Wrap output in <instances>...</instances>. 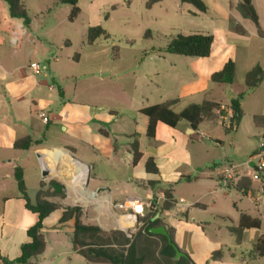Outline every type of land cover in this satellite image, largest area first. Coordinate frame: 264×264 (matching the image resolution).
Listing matches in <instances>:
<instances>
[{
    "label": "crops",
    "instance_id": "1",
    "mask_svg": "<svg viewBox=\"0 0 264 264\" xmlns=\"http://www.w3.org/2000/svg\"><path fill=\"white\" fill-rule=\"evenodd\" d=\"M201 1L207 8L206 12H200L193 5L182 3L181 0H159L147 6V9L154 12V18L157 21L160 20L167 30L176 35H213L211 55L206 58H191L160 51L151 53V56H154L153 60L157 54L160 57L156 69L146 71L144 78L148 79V85H154V90L148 94V92L136 89L135 84L136 95L142 99L141 102L135 101L132 93V96L130 94L131 97L127 98L126 89L118 88L121 98L109 106L102 103L101 105L87 103L81 98L78 88L71 87L72 80H78L79 75L76 73L77 70L68 66V63L72 61L65 51L72 49L73 38L80 37V35L82 38L85 36L84 29L80 30L75 26L81 14L79 3L80 14L71 22L69 21L71 7L67 4L57 0H24V6L31 20L27 29L22 19H14L10 16L7 3L0 0V206H4L0 214V254L3 258L13 261L21 255L22 246L30 242L28 229L39 219L37 214L26 209L25 202L20 198L14 176L16 167L23 169L31 201L29 177H39L40 187L43 182L46 189L50 184L53 185L55 182L52 180L56 179L57 183L64 188L61 192L64 198L56 196L50 201L63 206H72L71 202L76 200L86 205L91 204L94 209L102 211L95 218L100 227L107 231L121 230L119 225L112 229H105V225L103 226L102 214L108 215L109 219L112 218L115 223L119 224V214L122 213L121 211L109 212L107 201L122 202L135 196L122 199L113 198L108 180L98 173L95 174V181H97L95 183L98 188L96 191L89 192L92 172H98L99 167L106 168L114 174L116 180H132V170L137 165L133 162L132 144L137 141L142 153L139 162L144 160V169L147 175L154 176L151 182L154 184L158 182L160 162L164 156L160 153L142 151V144L138 140L142 137L152 139L156 146L169 144L171 149L176 151L187 143L186 140L176 139L177 132L190 139L200 132L190 130L186 122H181L175 128L159 122L155 137L150 138L147 136L149 118L141 111L173 100H178L173 110L177 105L184 104L180 112L189 105L201 104L205 100L219 102L223 107H227L231 97L246 90L247 72L257 65L264 70V0H253L263 31L262 36L258 34L257 27L252 21L242 18L235 10L241 0ZM100 24V20H97L90 27L101 26ZM237 27L246 33H238L235 30ZM146 36H151L150 30L146 32ZM172 38L170 37L169 41ZM74 59V62L80 63L81 58L76 56ZM229 60L235 62L236 74L239 71L244 72L242 92L233 89L234 83L225 85L211 82V76L220 71ZM35 62L42 66L41 72L37 75L33 74L30 69V64ZM183 68H185L184 71L181 70ZM112 76L116 80L120 78L119 74L114 71ZM263 84L264 81L259 87ZM51 86L52 89H50ZM255 89L248 91L245 97ZM150 95L151 98H149ZM155 96H157V101ZM41 110L49 113L47 124L43 123L38 116ZM259 117L264 118V115ZM222 122L223 120L217 124L222 125ZM255 125L264 130V124L258 126L255 123ZM165 127L172 129V132L167 131ZM222 127L224 128L223 125ZM238 129L239 126L236 131ZM248 132H251V129ZM251 134H262L261 143H264V132L258 130ZM26 136H31L37 145L29 151L15 150V142ZM85 149L95 153L93 163L79 156V152ZM256 150L242 163L246 162ZM30 151L37 155L42 172L46 170L47 176L43 177L36 164H30L31 156L17 153ZM151 157L157 164L159 171L157 174L149 173L146 169V163ZM20 162H29V164L23 166ZM221 163L222 161L219 160L216 168H219ZM81 165L88 173L85 176L87 187L84 191H81L79 186L83 177ZM215 179L216 190L212 191V194L221 192L218 191L217 174ZM187 180L189 181V178ZM251 188L256 198L264 197V184L253 182ZM39 190L40 188L37 189L36 196ZM167 190L172 189H159L156 193L152 190L146 193V197H165ZM92 194L97 195V198L92 199ZM240 194L250 202V206L240 207L235 203L236 218L223 221L222 226L230 234L227 243L214 239L217 234L208 235L204 227L196 220L192 221V225L187 215L176 210L178 204H175L172 210L158 214L157 218L164 220L167 230L171 227L167 225L165 215L169 214L172 221H177L178 226L173 234L176 245L181 248L179 249L182 252H186L184 246H189L191 242H203L206 248L204 251L199 244L189 253H185L195 264H264V257H255L251 254L258 239L264 235V205L256 206L248 197ZM172 195L174 198L173 190ZM230 195L233 196L234 192ZM164 200H161L160 205ZM194 207L205 208L200 204H195ZM61 212L55 213H58L61 218ZM241 214L259 218L261 226L244 230L242 240L237 242L232 229L239 226ZM52 228V233H54L51 236L52 243L47 239L44 230L46 250L40 258L32 260L29 264H68L69 260L75 257H80L86 264H109L88 262L73 250V243L71 250L63 249L61 244L64 237L71 236V240L73 237L70 222L61 223V220H58L57 225ZM218 231L220 232V229ZM215 252H219V256L213 257ZM201 256H206V258L201 259ZM76 262L81 263L78 258ZM0 264H3L1 259Z\"/></svg>",
    "mask_w": 264,
    "mask_h": 264
},
{
    "label": "rangeland",
    "instance_id": "2",
    "mask_svg": "<svg viewBox=\"0 0 264 264\" xmlns=\"http://www.w3.org/2000/svg\"><path fill=\"white\" fill-rule=\"evenodd\" d=\"M149 0H80L79 7L81 14L75 23L80 30L84 29V38L76 36L73 38L72 49H66L72 63L68 66L77 70L78 80H72L71 87H77L83 101L87 103L101 105H113L116 100H120L118 88H124L127 91V98L133 94L135 101L142 99L136 95V89L148 92L154 90V85H148V79L144 78L146 71H154L158 64L157 57L152 59L151 53H165L170 37L176 36L172 31L167 30L160 20L154 18L147 9ZM107 16V17H106ZM157 17V15H156ZM161 19V18H160ZM101 22V26L110 35L109 39L101 38L95 45L88 44V28L96 21ZM150 30L151 36H146ZM153 51V52H152ZM81 58L80 63H76L75 57ZM182 58V57H179ZM66 62V61H65ZM72 64V65H71ZM178 70V69H177ZM185 70V68L181 69ZM117 72L120 76L117 80L112 76V72ZM151 77L153 78L152 74ZM244 72L239 71L233 84V89L237 92L244 90ZM136 84V85H135ZM136 86V89L134 88ZM132 93V94H131ZM131 94V96H130ZM151 98V95L149 96ZM157 101V96H155ZM147 101L146 99L144 102ZM146 103V102H145ZM184 104L175 107L176 112H180ZM244 116L239 125L238 131L226 133L222 125L213 122H204L199 131L205 133L211 139L195 135L192 139L183 137L182 133H176V139L186 140V145L179 150L173 151L169 144L156 146L152 139L145 137L138 141L142 144L141 150L146 153H160L164 156L160 162V175L156 183L153 182L154 176L147 175L144 169V160H141L132 170V180H116L114 174L106 168H98V172H92V179L88 191H96L97 181L95 174L98 173L107 179L108 186L111 188V195L115 199H122L131 196H140L145 198L147 192L159 189H172L174 198L177 202L183 198L187 205H176V210L183 212L188 216L189 222L196 220L202 225L208 235L217 234L214 238L227 243L230 239L229 232L222 226L224 220L236 218L235 203L237 206H250V202L239 192L230 195L226 192H215L216 174L229 164H240L251 155L253 151L259 148L262 140V134L252 135L251 132L258 130L254 119L256 116L264 115V84L255 89L242 101ZM167 131L172 132L169 127ZM181 128V127H180ZM251 129V132H248ZM167 135V133H166ZM157 142V141H156ZM18 154L31 156L30 164H36V167L43 175L42 166L37 155L30 152H17ZM247 153H249L247 155ZM79 156L89 163H93L95 153L92 150L85 149L79 152ZM219 168H216L218 161ZM29 162H20V165L26 166ZM129 175V171L127 172ZM32 174V173H31ZM83 177L87 176V171L83 168ZM44 177V176H43ZM189 178V181L187 180ZM53 182H58L56 179ZM51 181V182H52ZM40 188L39 177H29V191L32 202L35 203L36 191ZM163 203V202H162ZM161 203V205H162ZM72 206L82 208V222L85 224H97L95 219L98 213L102 211L94 209L91 204H83L80 201H72ZM195 204L204 205L203 207H194ZM160 205V206H161ZM0 206V214L3 212ZM148 211H146L147 213ZM145 213V214H146ZM188 213V214H186ZM167 225L172 231L177 228V221H172L169 214L165 215ZM21 220V218H20ZM60 215L55 213L45 222L46 237L52 243V227L57 225ZM103 226L105 229H112L119 224L115 220L102 214ZM202 223V224H200ZM71 225V224H70ZM119 228V227H118ZM220 229V232L218 231ZM138 232V231H137ZM136 232V233H137ZM135 233V234H136ZM186 237L184 238L185 245ZM201 246L204 251L206 248L202 241L198 243L191 242L185 247V253H189L195 246ZM64 250H71V236L64 237L62 244ZM180 248V247H179ZM181 249V248H180ZM86 264L80 257L69 260L68 264ZM206 256H201L205 259Z\"/></svg>",
    "mask_w": 264,
    "mask_h": 264
},
{
    "label": "trees",
    "instance_id": "3",
    "mask_svg": "<svg viewBox=\"0 0 264 264\" xmlns=\"http://www.w3.org/2000/svg\"><path fill=\"white\" fill-rule=\"evenodd\" d=\"M9 8L10 16L14 19H22L25 28H29L31 20L24 6V0H4ZM71 7L69 21H74L80 14L78 7L79 0H57ZM159 0H150L147 6H151ZM182 3H189L196 7L200 12H206V6L201 0H181ZM235 10L242 18L252 21L260 36L263 31L259 24V17L253 5V0H241L235 7ZM107 17V16H106ZM240 34L246 32L240 28H235ZM110 35L102 26L90 27L88 30L87 41L89 45H94L100 39H109ZM213 35L192 34V35H176L173 37L165 53L170 55H179L191 58H206L211 55L213 47ZM236 77V64L233 60L226 62L224 67L211 76L212 83L232 85ZM264 81V70L260 66H255L245 76L246 90L237 96L230 98V102L225 111L222 104L215 101L205 100L201 104H192L185 108L182 112L176 113L173 107L178 100L169 101L163 104L151 106L141 111L143 115L149 118L147 136L155 137L157 124L163 123L171 128L177 127L181 122L194 131H198L204 122L218 123L223 117H228L235 129H227L226 133H234L241 123L244 116L242 109V101L246 93L261 85ZM255 123L258 126L264 124V118L256 117ZM37 143L31 136L18 139L15 142L14 149L21 151H29ZM133 162L138 163L142 158L139 143L135 141L132 144ZM146 169L149 173H159L154 158H149L146 163ZM15 180L19 191L20 198L25 202L27 210L38 215L39 219L35 225L28 229L30 242L24 244L21 248V255L13 261L3 258L0 259L3 264H29L34 259L40 258L47 247L44 236L45 220L57 211L61 212V223L70 222L73 228V250L79 253L88 262L92 263H109V264H195L188 256L175 260L176 250L169 243L168 238L163 235L153 234L151 228L165 226L164 220L157 218L158 214L170 211L174 208L176 201L173 198L172 190L165 192V200L156 210H148V212L140 218L144 226L134 235L133 240L121 230H104L97 224H85L82 222L83 211L79 206H63L59 203L50 201L53 197L64 198L63 193L56 192L52 184L48 189L41 182L40 190L37 193L35 203L30 199L28 188L24 179L23 169L16 167L14 171ZM252 180L244 179L240 186L245 189L252 187ZM261 226L259 218H252L246 214H241L239 226L232 229L236 235L237 242L242 240L244 230L250 228H258ZM172 238V242L176 244L173 231L168 230ZM129 245V247H127ZM251 254L255 257H264V235L261 236L254 246ZM219 256V252H215L213 257Z\"/></svg>",
    "mask_w": 264,
    "mask_h": 264
},
{
    "label": "built area",
    "instance_id": "4",
    "mask_svg": "<svg viewBox=\"0 0 264 264\" xmlns=\"http://www.w3.org/2000/svg\"><path fill=\"white\" fill-rule=\"evenodd\" d=\"M30 69L33 74L37 75L41 72L42 66L35 62L30 64ZM52 88L53 87L51 86L50 89ZM222 109L227 111L225 107H222ZM48 115L49 113L46 110H41L38 114L41 121L45 124L49 122ZM222 120V125L225 128H236L227 116L223 117ZM198 135L203 136L206 139H211L203 132H199ZM251 164H253V166H251ZM246 178H249L252 182L264 184V143L260 144L256 152H254L246 162L241 164H229L217 173L218 191L226 192L228 194H231L232 192H240L248 197V199H250L256 206L259 204L264 205V197L256 198L252 188L245 189L240 186L241 182ZM79 186L81 191L86 189L87 177L80 180ZM96 198L97 195L92 194V199ZM164 199V196H147L146 198L131 197L122 202L115 203L109 200L107 201L108 211L111 213L122 212L119 214V227L130 240H133L135 233L144 226L140 218L145 215L146 211L151 209L156 210L160 206L161 200ZM176 204L187 205L186 200L184 199H181L180 202H176ZM127 247H129V245H127Z\"/></svg>",
    "mask_w": 264,
    "mask_h": 264
},
{
    "label": "water",
    "instance_id": "5",
    "mask_svg": "<svg viewBox=\"0 0 264 264\" xmlns=\"http://www.w3.org/2000/svg\"><path fill=\"white\" fill-rule=\"evenodd\" d=\"M190 130L193 131V129H191V128H190ZM72 158L75 159L76 161H78L79 163L84 164L83 162H81L77 158H75V157H72ZM251 166H253V164H251ZM47 174H48L47 171L44 170L43 171V176L45 177V176H47ZM52 187L58 193L63 192V189H64L63 186L60 183H57V182L53 183ZM150 232L153 233V234L163 235V236H166L168 238L169 243L176 250V257H175V259H180V258H186L187 257V254H185L184 252H182L179 249V247L172 242V238L170 236V233L168 232V230H167V228L165 226H159V227L151 228L150 229Z\"/></svg>",
    "mask_w": 264,
    "mask_h": 264
},
{
    "label": "bare ground",
    "instance_id": "6",
    "mask_svg": "<svg viewBox=\"0 0 264 264\" xmlns=\"http://www.w3.org/2000/svg\"><path fill=\"white\" fill-rule=\"evenodd\" d=\"M82 166V168H83V165H81Z\"/></svg>",
    "mask_w": 264,
    "mask_h": 264
}]
</instances>
